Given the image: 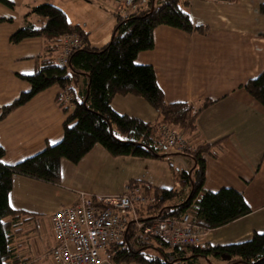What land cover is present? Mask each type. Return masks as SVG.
Here are the masks:
<instances>
[{
	"label": "crops",
	"instance_id": "obj_1",
	"mask_svg": "<svg viewBox=\"0 0 264 264\" xmlns=\"http://www.w3.org/2000/svg\"><path fill=\"white\" fill-rule=\"evenodd\" d=\"M7 1L13 5L0 0V145L6 151L2 162L14 165L60 142L63 122L72 112L66 114L60 107L57 95L63 89L53 85L1 118L3 106L31 89L20 75L35 71V57L43 49L41 37L10 41L26 20L37 26L45 23L43 17L31 13L32 8L45 2L59 6L70 23L89 34L94 47H102L111 39L116 14L144 8L147 0L130 7L118 0ZM263 5L264 0H188L194 25L206 31L187 33L160 25L154 32L155 46L137 57L138 63L154 67L168 101L198 105L213 100L197 117L203 139L218 154L204 156V188L214 192L235 188L244 193L252 208L236 220L206 230L202 243H237L264 232V105L243 87L264 71ZM86 83L84 75L74 73L72 93L81 97ZM112 105L119 113L150 122L159 118L153 106L133 94L115 96ZM163 149L166 158L151 159L112 156L97 144L78 163L62 160L59 183L15 174L10 202L26 213L16 223L21 235L15 244L25 258L23 264H54L50 251L57 240L51 217L58 208L75 201L78 192L119 194L132 181L173 187L172 165L190 169L193 162L178 147L164 144Z\"/></svg>",
	"mask_w": 264,
	"mask_h": 264
},
{
	"label": "trees",
	"instance_id": "obj_2",
	"mask_svg": "<svg viewBox=\"0 0 264 264\" xmlns=\"http://www.w3.org/2000/svg\"><path fill=\"white\" fill-rule=\"evenodd\" d=\"M1 1L13 5L7 0ZM31 13L43 17L45 23L37 26L26 20L11 35L10 41L18 43L28 37H41L43 49L35 57V71L20 75L31 84V89L3 106L1 118L53 85L63 89L57 95L60 107L66 114L72 112L63 122L64 136L60 142L14 165L2 162L6 151L0 145V264L25 261L15 242L21 235L16 223L26 213L10 202L15 174L59 183L62 160L78 163L97 144L112 156L164 159L167 156L161 133L164 125H174L186 134L190 147L181 153L193 163L190 169L172 165L176 181L173 187L130 182L142 185L147 195L154 196L149 204L138 206L144 220L180 217L189 211L197 224L214 229L252 211L244 193L235 188L223 187L216 192L204 188L207 168L204 156L218 154L203 139L197 117L213 100L198 105L170 102L157 82L154 67L137 62L140 52L155 46L154 32L160 25L187 33L206 31L205 27L194 25L188 0H147L144 8L116 14L111 39L102 47H94L89 34L80 25L70 23L66 12L57 5L41 3ZM72 33L79 35L80 45L73 47L67 63L61 64L58 59L65 46L62 37ZM74 73L87 78L81 97L72 93ZM243 87L264 105V71ZM128 94L142 97L153 106L158 112L157 122L117 112L113 99ZM113 251L117 262L128 264H202L203 260L207 264H264V232H255L248 240L225 245L201 243L173 247L162 237L138 235L130 223L124 239L114 245Z\"/></svg>",
	"mask_w": 264,
	"mask_h": 264
},
{
	"label": "built area",
	"instance_id": "obj_3",
	"mask_svg": "<svg viewBox=\"0 0 264 264\" xmlns=\"http://www.w3.org/2000/svg\"><path fill=\"white\" fill-rule=\"evenodd\" d=\"M136 0H118L130 7ZM65 45L59 63H67L73 47L80 45L77 33L62 37ZM164 143L182 150L189 148L185 135L174 125L161 126ZM154 196L147 195L142 185L128 183L119 194L91 196L78 192L72 203L58 208L51 217L56 244L50 254L54 264H128L117 262L113 247L120 243L130 223L138 235L164 238L173 247L202 243L206 228L197 224L186 211L180 217H159L144 220L139 205L149 204Z\"/></svg>",
	"mask_w": 264,
	"mask_h": 264
},
{
	"label": "rangeland",
	"instance_id": "obj_4",
	"mask_svg": "<svg viewBox=\"0 0 264 264\" xmlns=\"http://www.w3.org/2000/svg\"><path fill=\"white\" fill-rule=\"evenodd\" d=\"M139 1V3H142L143 2V0H138ZM133 9L131 8V9H129V12H131ZM205 262V260H203V262H202V264Z\"/></svg>",
	"mask_w": 264,
	"mask_h": 264
}]
</instances>
